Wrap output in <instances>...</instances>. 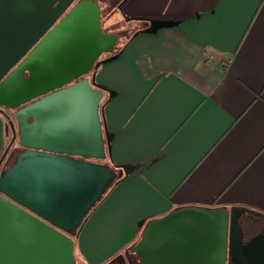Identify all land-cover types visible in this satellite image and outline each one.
<instances>
[{
  "label": "crops",
  "instance_id": "1",
  "mask_svg": "<svg viewBox=\"0 0 264 264\" xmlns=\"http://www.w3.org/2000/svg\"><path fill=\"white\" fill-rule=\"evenodd\" d=\"M97 2L134 29L88 76L105 89L98 161L120 177L72 236L75 260L110 261L180 207L264 215V0ZM6 135L0 113V154Z\"/></svg>",
  "mask_w": 264,
  "mask_h": 264
},
{
  "label": "water",
  "instance_id": "2",
  "mask_svg": "<svg viewBox=\"0 0 264 264\" xmlns=\"http://www.w3.org/2000/svg\"><path fill=\"white\" fill-rule=\"evenodd\" d=\"M116 40L102 30L97 0H0V113L10 130L0 264H75L72 236L116 177L98 162L110 150L105 89L87 75L117 55L102 58ZM245 214L180 207L148 221L129 251L138 264H264V232L245 239Z\"/></svg>",
  "mask_w": 264,
  "mask_h": 264
},
{
  "label": "rangeland",
  "instance_id": "3",
  "mask_svg": "<svg viewBox=\"0 0 264 264\" xmlns=\"http://www.w3.org/2000/svg\"><path fill=\"white\" fill-rule=\"evenodd\" d=\"M105 15H107V12H104V10L102 8L101 9V27H102V30L106 33L116 34L117 40H116V44L114 47V51H115L119 42H121L126 36H128L130 34V32L133 31L134 24L127 23L122 17L117 15V16H115L114 21L110 25H106L105 18H104ZM88 74H90V72ZM6 130H7V135H6V144H7L9 139H10V130L7 126V121H6ZM6 144H5V146H6ZM15 145H17L16 142L13 144L11 149H13V147ZM99 163L106 166V164L104 162H99ZM112 259L110 261L104 263V264H110L113 261H116V262H114V264H131L130 254L127 250L122 252L116 258H112ZM75 264H85V263H83V261L77 257L75 260Z\"/></svg>",
  "mask_w": 264,
  "mask_h": 264
},
{
  "label": "flooded vegetation",
  "instance_id": "4",
  "mask_svg": "<svg viewBox=\"0 0 264 264\" xmlns=\"http://www.w3.org/2000/svg\"><path fill=\"white\" fill-rule=\"evenodd\" d=\"M114 53L115 52L113 51V52H111L109 54H105L102 58L107 57L109 55H112ZM88 76H89V74H88ZM16 154H17V151L15 149V150H13V152H10L7 155V157H6L5 161H4L3 168L7 164H11L13 162L14 156H16ZM247 210H248L249 214H245V215L241 216V218H240L241 225H242V227L244 229V232H245V239H247L249 236H251L253 234H256V233H259V232H264V215L262 213H257V212L251 211L249 209H247ZM250 228H251L250 233H248L247 230L250 229ZM128 251H129V249H128ZM129 254H130V262H131V264L138 263L137 256H134V258H133L132 257V253L130 251H129ZM116 257H114V258H116ZM114 262H116V261H113L110 264H114Z\"/></svg>",
  "mask_w": 264,
  "mask_h": 264
},
{
  "label": "trees",
  "instance_id": "5",
  "mask_svg": "<svg viewBox=\"0 0 264 264\" xmlns=\"http://www.w3.org/2000/svg\"><path fill=\"white\" fill-rule=\"evenodd\" d=\"M116 54H117V52L116 51H114ZM8 166H10V164H7L4 168H7ZM111 169L115 172L116 171V169L113 167H111ZM117 175V174H116ZM119 177H120V175H117V178L116 179H114L113 181L115 182L116 180H118L119 179ZM108 189V188H107ZM127 251H128V249H126ZM129 252V251H128Z\"/></svg>",
  "mask_w": 264,
  "mask_h": 264
}]
</instances>
